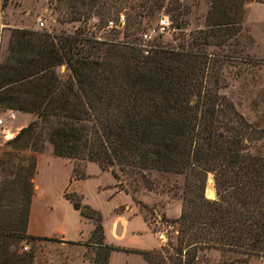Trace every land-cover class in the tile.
I'll use <instances>...</instances> for the list:
<instances>
[{
    "label": "trees",
    "instance_id": "1",
    "mask_svg": "<svg viewBox=\"0 0 264 264\" xmlns=\"http://www.w3.org/2000/svg\"><path fill=\"white\" fill-rule=\"evenodd\" d=\"M165 1L55 0L53 10L62 23H84L93 13L106 23L129 10L127 24L130 20L137 34L127 42L135 43L142 20ZM244 3L214 0L203 44L149 56L134 46L80 34L53 40L46 32H12L0 63V110L36 117L9 141L14 149L43 152L37 135L45 130L54 157L93 163L117 181L120 175L140 178L154 191L145 173L184 176L180 215L170 221L177 228L171 254L105 244L101 214L82 204L81 196L66 193L73 210L94 228L85 243H63L93 247L91 264H109L112 252L138 255L147 264H209L203 259L208 251L228 256L220 264L264 259V128L248 124L219 94V62L199 48L222 46L239 33ZM169 4L171 14L180 10L178 0ZM62 65L66 70L60 74ZM23 171L11 185L13 198L0 192V264H33V253L18 252L22 242H60L27 234L35 159ZM210 174L215 200L205 197Z\"/></svg>",
    "mask_w": 264,
    "mask_h": 264
},
{
    "label": "rangeland",
    "instance_id": "2",
    "mask_svg": "<svg viewBox=\"0 0 264 264\" xmlns=\"http://www.w3.org/2000/svg\"><path fill=\"white\" fill-rule=\"evenodd\" d=\"M213 1L178 0L180 10L171 14L170 10L173 7L169 4V0H166L161 9H155L152 18L142 20L141 28L146 30L154 27L159 19L158 17L167 16L173 22L176 31L161 37L159 44L174 49L192 48L194 42L202 43L200 37L208 30L206 18L212 10ZM54 2L55 0H0V63L8 54L12 32L16 30L46 32L53 40L62 35L75 36L80 34L93 41L113 45H126L127 41L129 42L133 37L132 35L137 34L136 29L130 25V20L122 32L104 31L105 20L101 22L99 20L96 28L88 21L84 23H62L58 21L57 13L53 10ZM224 5L227 8L230 6L229 2ZM243 9V21L240 31L235 37L222 46H218V42L217 45H203L199 48H204L208 54L214 56L213 58L219 62L216 70L221 76L219 94L233 105L234 109L248 124L263 129L264 0H245ZM127 11L131 12L124 9L120 13L127 17ZM227 13L233 16V12L230 14V11H227ZM94 16V13L86 15L89 18L88 20H91ZM38 19H41L44 23L42 28L38 26ZM178 24H183V27L178 29ZM97 37H103L105 41H98L96 40ZM65 70L64 65L59 67L60 74H63ZM12 112L0 110V120H2V125H0V192L5 190L13 198L14 193L10 190L13 189L11 185L16 180L17 172L25 176L26 172L23 169L30 167L32 159H35V172L37 173V156H44L43 158L50 161L48 164L45 162L40 163L36 180L40 187L46 191L48 200L52 203L53 210L51 214L53 216L77 218L78 215L71 204L63 198L66 193H76L82 197V204L100 212L104 218V224L108 228L112 216L118 213L122 214L127 210L124 206H120L115 212H112L113 202L122 201L125 196L116 198L113 201L111 199L112 195L109 197V194L122 192L128 195L127 199L131 198L130 208L133 207L135 213L142 217L135 220L137 228L141 232L140 236L135 239H128L124 243L146 250H152L159 243L158 250L162 249L163 253H172V247L176 244L177 228L170 221L179 217L177 212L178 209L181 210L182 206L179 196L182 191L184 176L145 173V177L154 184L156 188L154 191L144 187V182L140 178L136 181H129L125 176L120 175V181H117L109 172H102L93 163L74 160H68V163H66L61 159L53 158L52 147L46 142L45 130L37 135V139L40 140L39 144L43 145V152L35 153L31 150L14 149L9 141L21 129L36 121V117L31 114ZM6 131L8 132L7 135L5 134ZM8 135L11 137L6 138ZM69 164L72 167L70 185L66 183L69 175ZM79 176L85 178L81 180ZM211 179L214 198H211L208 194L209 180ZM32 183L34 186L33 181ZM205 197L208 200L216 199L214 180L211 174L207 178ZM138 203H141L145 208L138 205ZM163 218L168 222H161ZM143 219L149 228L143 223ZM88 228L89 223H83L81 237H85ZM158 232L166 233L168 241L165 245L159 241ZM19 247V253L31 252L35 255L36 252L35 264H65V262H70L76 257V252H82L83 254L81 248H75L78 246H63L60 242L29 241V244L22 242ZM85 250L84 260L89 262L94 249L93 247H87ZM40 252H43L44 257H40ZM45 254L47 255L45 256ZM203 259H206L209 264H220L223 260H227L228 256H223L218 251H208L203 254ZM125 262L145 264L140 257L134 254L131 256L116 254L111 261L112 264H124ZM246 264H264V259L252 258Z\"/></svg>",
    "mask_w": 264,
    "mask_h": 264
},
{
    "label": "crops",
    "instance_id": "3",
    "mask_svg": "<svg viewBox=\"0 0 264 264\" xmlns=\"http://www.w3.org/2000/svg\"><path fill=\"white\" fill-rule=\"evenodd\" d=\"M10 112H12V111H10ZM9 137H11V136L10 135L6 136V138H9ZM43 157L44 156H37V173L35 175L36 177H34V179H33L35 192H34V196L32 199L31 206H30L27 234L29 236H33V237L56 239V240L60 241L61 245H63V246L67 245L63 242H75V243L87 242L89 237H90V234L93 230V225L88 220H85L82 217H80L78 212L75 211L77 213L78 217L74 218V219H72L71 217H66V216L56 217V216H53L51 214V211L53 210L52 203L48 200L49 198L46 195V191H44L40 187V185L37 183V180H36L37 175L39 173L38 171L40 169V163L45 162L48 164V162L50 161V160H47L46 158H43ZM50 157L52 158V156H50ZM53 158H56V157H53ZM56 159H61V158H56ZM61 160L68 163L67 159H61ZM71 172H72V167L70 165L68 180L66 181V183H69V185L71 184V182H70ZM113 193L114 192L109 194V197H111V195H112L111 199L113 201H114V199L122 197V196H125V198L122 201L119 200L117 203L113 202L112 212H115L120 206H124L125 210L126 209L127 210L122 214L118 213V214L112 216L111 219L109 220L108 228H106V226L104 224V218L102 216V225H103V229H104V236H105L104 242H105V244L110 245V246H114V247H118V248H122V249L146 250V249H142V248L138 249L134 246H131L130 244L128 245V244L124 243L128 239H135V238L140 236L141 232L137 228V224L135 223V220L138 217L139 218H142V217L139 214L135 213V210L133 207L130 208L131 198L129 197V199H127L126 197H128V195L123 194L122 192H117L115 194H113ZM180 211L181 210L178 209L177 215H180ZM83 223L84 224L89 223V228H88L87 233L85 234V237H81L83 234V231H82L83 230L82 229ZM143 223L147 225V223L144 221V219H143ZM147 228H149L148 225H147ZM78 247H75V248H77V249L81 248L83 250V254H82V252L81 253L76 252V257L72 260L70 259L71 260L70 262H65V264H91L88 261L84 260L83 255H84V251H86L85 247H81V246H78ZM158 248H159V243L152 250L158 249ZM116 254H123L126 256L132 255V254L124 253V252H112L110 255V258H109V264H112L111 263L112 258ZM46 255L47 254H45V256ZM135 256L140 257L138 255H135ZM40 257H44L43 252H40ZM35 263H36V252L34 255L33 264H35ZM124 264H129V263L125 262ZM145 264H147V263L145 262Z\"/></svg>",
    "mask_w": 264,
    "mask_h": 264
},
{
    "label": "built area",
    "instance_id": "4",
    "mask_svg": "<svg viewBox=\"0 0 264 264\" xmlns=\"http://www.w3.org/2000/svg\"><path fill=\"white\" fill-rule=\"evenodd\" d=\"M39 22L38 26L42 28L44 23L41 19L37 20ZM89 24H92L94 28L98 26L99 20L94 17L88 21ZM127 25L126 17L123 14H119L116 18H112L105 23V30L107 32L115 31L122 32L125 30ZM176 28L173 25V22L167 16H161L154 27L143 30L135 43H126V45L134 46L138 48L144 56H149L152 52L157 50H166L169 49L167 46H161L159 41L161 37L169 35L172 32H175ZM97 37L98 41H105V38ZM107 41V40H106ZM0 125H2V120H0ZM157 237L161 243L164 245L167 243V235L165 232H158Z\"/></svg>",
    "mask_w": 264,
    "mask_h": 264
},
{
    "label": "bare ground",
    "instance_id": "5",
    "mask_svg": "<svg viewBox=\"0 0 264 264\" xmlns=\"http://www.w3.org/2000/svg\"><path fill=\"white\" fill-rule=\"evenodd\" d=\"M5 134L7 135L8 132L6 131ZM209 183H210V187H209V189H208V194H209V196H210L211 198H214V190H213V187H212V185H211V184H212V179L209 180Z\"/></svg>",
    "mask_w": 264,
    "mask_h": 264
}]
</instances>
